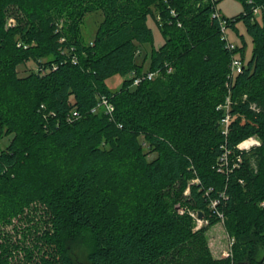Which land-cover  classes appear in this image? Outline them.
Instances as JSON below:
<instances>
[{
    "label": "trees",
    "instance_id": "trees-1",
    "mask_svg": "<svg viewBox=\"0 0 264 264\" xmlns=\"http://www.w3.org/2000/svg\"><path fill=\"white\" fill-rule=\"evenodd\" d=\"M242 2L227 18L253 48L234 50L224 134L232 52L210 0H0V264H264V0ZM90 12L103 18L86 41ZM102 95L112 114L92 111ZM218 222L224 256L206 235Z\"/></svg>",
    "mask_w": 264,
    "mask_h": 264
},
{
    "label": "rangeland",
    "instance_id": "rangeland-1",
    "mask_svg": "<svg viewBox=\"0 0 264 264\" xmlns=\"http://www.w3.org/2000/svg\"><path fill=\"white\" fill-rule=\"evenodd\" d=\"M217 9L220 11L221 15L225 17L238 15L245 10L242 0H218ZM256 15L258 18H260L261 14L258 13ZM102 18L103 15L101 14V12H90L86 14L82 22V34L86 41L93 40L94 34ZM148 24L151 26L153 32V45L155 47H158L164 42V37L155 21L149 19ZM235 27L237 29L232 27L231 25L227 26V38L229 41L238 46H241L244 41L247 43L245 52V59L247 60L252 53V37L246 31L243 20L239 19L238 21H236ZM242 34L243 37L241 36ZM150 47H152L151 44L147 45L148 50L150 49ZM31 69L37 70L38 64L33 61H29L26 64H21L18 67L19 74L21 75L28 73ZM123 79L124 76H122L121 74H114L107 79L108 86L112 90H117L121 86ZM231 153L234 154V151H232ZM19 224H21V226L27 225L25 221L22 223L19 222ZM11 227L12 226L9 225L7 226L8 230H10V232L13 233V236L16 237V234L12 231ZM206 235L208 237L210 249L214 256H224L228 253L233 243V238L228 234L223 222H218L212 225L207 230ZM17 237H20V234L17 235Z\"/></svg>",
    "mask_w": 264,
    "mask_h": 264
},
{
    "label": "built area",
    "instance_id": "built-area-1",
    "mask_svg": "<svg viewBox=\"0 0 264 264\" xmlns=\"http://www.w3.org/2000/svg\"><path fill=\"white\" fill-rule=\"evenodd\" d=\"M210 1L213 4V11L211 13V16L213 18H217L219 20V25H220L221 31H222V38L225 40V46H226V48H228L232 52L231 60L229 63V71H228V75H227L228 79L226 80V83H225V85L228 87V91H227V94L225 96L224 101L221 102L217 106V109H220L223 113L222 117L220 119L222 132L224 134H228L230 131V122L232 119V112H231L232 97L230 94V91H231L230 90V87H231L230 83L233 81V79L235 78V76L238 73L242 72L245 62H244L243 58L239 55V53L234 51L236 49L237 45L234 44L233 42L229 41L227 38L226 30H227V26L229 25V20L227 17L222 16L220 11L217 9L218 0H210ZM172 13L175 14V11L172 10ZM253 13L254 14L260 13V7H254ZM45 70H47V68H42V71H45ZM156 74H157V72H155V71H149L146 73V75L136 76L134 78V84L139 83L144 77H147L149 79H153L156 76ZM100 108H102L106 113L112 114L115 106L113 105V103L110 101V99L107 96L102 95L99 97L97 104L92 108V111L96 112ZM77 116H79V112L77 110H73L69 114L70 118H72V117L75 118ZM259 144H260V140H259L258 136L252 135V136H249L248 138L244 139L243 141H241L237 146L240 149H249V148H251L253 146H257ZM230 152H231L230 150L224 152V154L220 158L221 162L223 161L224 163H227L228 155ZM215 204H216V201L212 203V205H215ZM181 211L183 212V210H181ZM190 214L194 218L197 228L208 223V221L206 219H204V218L199 219L198 218V211H190Z\"/></svg>",
    "mask_w": 264,
    "mask_h": 264
},
{
    "label": "water",
    "instance_id": "water-1",
    "mask_svg": "<svg viewBox=\"0 0 264 264\" xmlns=\"http://www.w3.org/2000/svg\"><path fill=\"white\" fill-rule=\"evenodd\" d=\"M203 216H204L203 212H202V211H199V212H198V218H199V219H202Z\"/></svg>",
    "mask_w": 264,
    "mask_h": 264
}]
</instances>
